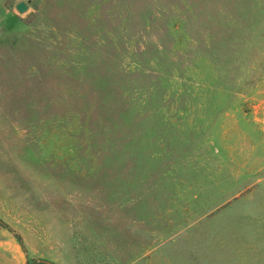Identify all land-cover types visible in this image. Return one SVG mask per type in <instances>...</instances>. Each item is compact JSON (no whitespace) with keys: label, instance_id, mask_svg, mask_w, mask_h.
<instances>
[{"label":"rangeland","instance_id":"rangeland-1","mask_svg":"<svg viewBox=\"0 0 264 264\" xmlns=\"http://www.w3.org/2000/svg\"><path fill=\"white\" fill-rule=\"evenodd\" d=\"M0 0V264H264V0Z\"/></svg>","mask_w":264,"mask_h":264},{"label":"water","instance_id":"water-1","mask_svg":"<svg viewBox=\"0 0 264 264\" xmlns=\"http://www.w3.org/2000/svg\"><path fill=\"white\" fill-rule=\"evenodd\" d=\"M30 4H31V0H28L27 2L21 1L18 4H16L15 7L19 14H24L30 8Z\"/></svg>","mask_w":264,"mask_h":264}]
</instances>
